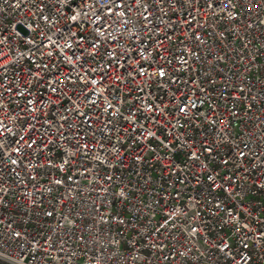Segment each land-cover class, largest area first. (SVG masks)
<instances>
[{"label":"built area","instance_id":"built-area-1","mask_svg":"<svg viewBox=\"0 0 264 264\" xmlns=\"http://www.w3.org/2000/svg\"><path fill=\"white\" fill-rule=\"evenodd\" d=\"M0 260L264 264V0H0Z\"/></svg>","mask_w":264,"mask_h":264},{"label":"water","instance_id":"water-1","mask_svg":"<svg viewBox=\"0 0 264 264\" xmlns=\"http://www.w3.org/2000/svg\"><path fill=\"white\" fill-rule=\"evenodd\" d=\"M0 263H1V264H9V263H7V262H5V261H1V260H0Z\"/></svg>","mask_w":264,"mask_h":264}]
</instances>
